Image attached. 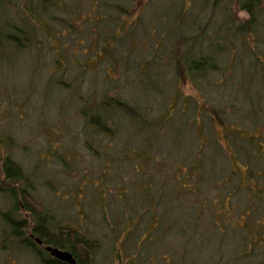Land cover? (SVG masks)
Here are the masks:
<instances>
[{
    "label": "rangeland",
    "instance_id": "374dc122",
    "mask_svg": "<svg viewBox=\"0 0 264 264\" xmlns=\"http://www.w3.org/2000/svg\"><path fill=\"white\" fill-rule=\"evenodd\" d=\"M1 2L4 30L10 22L34 25L21 46L0 42V163L10 154L33 176L34 198L98 241L93 264L264 259V11L260 33L248 34V44L241 38L225 44L233 64L227 79L212 72L200 90L160 54L167 56L162 51L173 43L181 6L200 12L195 21L202 23L192 21L194 32L183 25L185 35L196 39L199 30L203 37L202 27L216 32L223 14L208 18L205 0H56L44 11L35 9L40 0ZM239 7L233 1L223 11L246 20ZM148 79L165 82L154 90L160 96L148 91ZM204 96L205 111L184 106L187 97ZM111 97L143 116L149 110L152 128L139 130L120 112L100 116L110 135L87 129L90 105ZM4 201L0 195L1 211ZM37 239L32 245L53 256ZM0 264H41L1 217Z\"/></svg>",
    "mask_w": 264,
    "mask_h": 264
},
{
    "label": "trees",
    "instance_id": "16d2710c",
    "mask_svg": "<svg viewBox=\"0 0 264 264\" xmlns=\"http://www.w3.org/2000/svg\"><path fill=\"white\" fill-rule=\"evenodd\" d=\"M1 1L0 2L3 3V0ZM51 1L53 3L56 2V0H40L39 5L36 4L35 9H40L42 11L47 10L48 5ZM205 1L206 3H203L204 4L203 7L210 8V13L208 14V18L209 16H211L212 19L213 13L216 10H220L218 12L223 14V18H221V23L218 25V29L216 30V32L213 33L207 31L204 27H202V30L200 31H202L201 34H203V37L198 35L199 30H197L198 32L196 39L194 38L193 35L192 37L190 35H185L183 32V30L184 31L186 30L184 29L185 27H187L188 30H191L193 32L196 31L192 21H194L196 25H201L202 23L200 21L198 22L195 21L196 20L195 17L197 13L187 12L181 6L180 10H178L174 15L175 31L171 30V38H173L174 32L176 36L173 39V43L169 45H165V49L162 51L167 56H165L163 53L160 54L161 57L163 58L168 57L170 59V62L172 64L168 62V66H171L176 71V74L178 76L179 75L185 76L187 73V78L190 81L192 80L193 83H195L197 85V88H199L200 90H202L200 87L202 86L204 79L212 72H215V74H217L216 76H218L221 80L223 78H226L227 70L229 68H232L233 66V64H231L232 62H230L232 61L231 60L232 56H228L226 54L227 47L229 46L230 48L231 45L230 40L233 38L235 39L241 38L243 42L248 44L249 43L248 34L252 33L257 35L259 32L258 30L259 16L264 11V0H205ZM233 1L235 2V4H237V6H240L239 9L241 8L247 12L248 17L246 20L237 21L236 18L233 16L231 10L227 11L228 13L225 14L223 10L225 9L227 10V4L230 5V3H232ZM203 7H201V9H204ZM29 11L31 12L32 9L30 8ZM204 11L205 10H202V12ZM168 12L170 14V11ZM198 14L197 16H200V12ZM162 17L167 20L172 18L171 16L166 17L165 14H162ZM210 20L209 22H211ZM8 22H10L9 19ZM24 23L14 24L10 22V24H6L7 28H5V30L2 28V24H1L0 42L2 43L4 39H7L9 44H12L16 47H19V45L21 46V44H23V42H25V40L28 39V35L29 33L31 34L32 32L31 30L33 29V25H34V22L32 23L31 21L30 22L25 21ZM183 25H185L184 28H182ZM171 28L172 27L169 26L166 29V33L164 34L169 35L170 33L169 30ZM176 29H178L177 31L180 32H176ZM226 36L231 38L228 39V42H223L226 39ZM162 39L163 36L160 40L161 43H163ZM165 39L166 41L170 40L167 38ZM226 43L228 46L225 45ZM158 45H160V42H158L156 49H158ZM149 59L150 60L147 63V65L152 64L153 61H155V57ZM161 65H166V64H161ZM248 74H250V72ZM141 85L143 86L144 83L142 82ZM145 85L149 89L148 91L160 90L159 88L165 89L166 87L165 82L163 84L159 82L155 84L151 82L149 79L145 80ZM245 88H246L245 92H248L249 90L248 87ZM188 97H187V102L189 104L184 106L188 107L190 105L191 108L194 109V111L195 109H197L198 111L199 109L200 110L202 109L201 112L205 111L206 109L205 96L203 97L204 101L202 102L197 99L192 100ZM88 100L90 99L85 100V102ZM183 101H185V99ZM164 104L166 105L167 102H165ZM214 105H215L214 108L216 110L217 105L216 104ZM226 106H228L227 102H226ZM169 108L171 107L168 106L167 109ZM182 109L185 110L186 108L183 107ZM88 110L90 113H87L84 116L86 121L85 125H87L85 127L88 129L90 125L92 129H94L93 127H95V129L103 131L106 135H110V133H112V130L110 129L111 127L106 125L107 124L106 121L102 119V117H100L102 114L105 116V118L107 117L112 119L113 116L121 112L122 115L127 116L131 120L133 127L139 130H142L144 128L150 129L154 124V122H148L147 120L148 118H150V117H146L149 116L148 115L149 110H147V113H144L145 116H143L135 109L129 108L128 105H125V103L119 100L117 97L103 99L102 101H99L95 105H90ZM224 110H226V108L222 107L221 111ZM85 112L86 110L84 111V113ZM151 118L153 117L151 116ZM160 119L161 122L163 123L162 126L160 125L161 129L164 126H166L164 125L166 124L165 123L166 120L170 122L168 116L164 119L163 118ZM154 126H156V124ZM158 129H159V124H158ZM154 132L158 133V131H156L155 129ZM234 132L238 134L239 130L236 129ZM156 135L157 134H155V136ZM237 137L239 138V136L236 135L234 139H238ZM234 159H236V157ZM256 160L258 162H261L262 159L256 158ZM251 171H252V167H251ZM260 171L263 170L261 169ZM258 175H261V172L258 173ZM34 188L36 187L34 184V178L31 175V173H28L27 170H25L20 163L15 161V159H13L10 154L4 155L0 163V195L2 196V198L5 199L4 202H6V206H5L6 209L2 211L0 210V217L2 223L6 225V227H8L9 232L15 238L20 239L21 244L23 243L28 248H30L31 246V249L34 248V252L39 257L41 264H71V263L62 260L60 258H57L54 255L46 256L45 252L43 255L42 254L43 252L40 248H37L36 246L32 245L33 241H36L35 238H39L44 244L52 245L54 247L69 251L75 259V264H93L92 253L99 247L98 241L94 238L91 239L85 236L83 233L79 231V229L74 224L62 223L63 217L62 216L58 217L55 215L54 211L56 210L54 207H52L48 203H45L42 200L38 201L36 198L33 197L32 190ZM31 198L33 200L36 199L37 201L34 200L33 202H30ZM21 211L28 214L27 215L28 217L26 215L17 216V214H19V212ZM104 212L105 211L103 210V214ZM28 219H32V223ZM23 230H26L27 235L25 236L23 235ZM259 264H264V259Z\"/></svg>",
    "mask_w": 264,
    "mask_h": 264
},
{
    "label": "water",
    "instance_id": "95a60500",
    "mask_svg": "<svg viewBox=\"0 0 264 264\" xmlns=\"http://www.w3.org/2000/svg\"><path fill=\"white\" fill-rule=\"evenodd\" d=\"M37 240L41 241L40 239ZM45 249L48 250L51 254H53L55 257L68 261L71 264H75V259L69 251L54 247L52 245H45Z\"/></svg>",
    "mask_w": 264,
    "mask_h": 264
}]
</instances>
